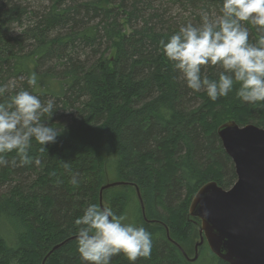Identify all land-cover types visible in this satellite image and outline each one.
<instances>
[{
	"label": "trees",
	"instance_id": "1",
	"mask_svg": "<svg viewBox=\"0 0 264 264\" xmlns=\"http://www.w3.org/2000/svg\"><path fill=\"white\" fill-rule=\"evenodd\" d=\"M170 3L0 0V86L53 100L57 108L42 122L61 131L55 143L33 141L28 164L19 166L12 152L0 167V264H41L53 245L78 233L75 220L98 206L100 186L114 180L136 184L147 219L155 221L143 218L133 186L105 189L107 206L130 213L153 245L150 258L130 262L119 254L111 264H188L169 237L185 251L195 239V217L187 214L195 191L209 180L228 188L236 178L216 134L221 113L231 106L238 124L264 126V102L243 103L235 89L212 101L186 86L160 41L187 23L198 26L204 14L217 15L222 0ZM247 26L255 43L260 34ZM217 71L202 75L216 79ZM32 73L35 87L27 83ZM209 252L211 264H228ZM45 264L86 262L72 239Z\"/></svg>",
	"mask_w": 264,
	"mask_h": 264
},
{
	"label": "clouds",
	"instance_id": "2",
	"mask_svg": "<svg viewBox=\"0 0 264 264\" xmlns=\"http://www.w3.org/2000/svg\"><path fill=\"white\" fill-rule=\"evenodd\" d=\"M247 25L260 34L255 43L250 42ZM160 44L163 54L194 92L203 90L216 101L235 89L243 103L264 102V0H222L217 15L204 14L198 26L182 25ZM208 67L218 70L216 79L202 75V69ZM27 83L36 86L35 73ZM56 108L53 100L42 103L27 90L15 91L12 83L0 86V167L9 164L6 154L12 152L19 158V166L28 164L33 141L43 146L56 142L61 131L42 122L45 116L50 120ZM12 163H17L15 158ZM72 183H79L76 176ZM126 219L107 206L88 205L75 220L81 260L86 264H111L119 254L130 262L150 258L152 234L142 226L124 223Z\"/></svg>",
	"mask_w": 264,
	"mask_h": 264
},
{
	"label": "water",
	"instance_id": "3",
	"mask_svg": "<svg viewBox=\"0 0 264 264\" xmlns=\"http://www.w3.org/2000/svg\"><path fill=\"white\" fill-rule=\"evenodd\" d=\"M216 134L233 164L236 178L228 188L209 180L193 194L187 214L198 220H194L199 237L195 250L205 242L215 256L228 264H264V127L229 120L217 126ZM119 185L133 186L143 218L153 224L155 220L147 219L139 187L134 183L105 182L99 188L98 206H105L102 192ZM76 236L53 245L41 264ZM196 256L195 252L190 259Z\"/></svg>",
	"mask_w": 264,
	"mask_h": 264
},
{
	"label": "rangeland",
	"instance_id": "4",
	"mask_svg": "<svg viewBox=\"0 0 264 264\" xmlns=\"http://www.w3.org/2000/svg\"><path fill=\"white\" fill-rule=\"evenodd\" d=\"M164 2H165L164 7L169 8L170 5H171L170 0H164ZM173 11L174 12H179V9L177 8V6L173 9ZM196 105L197 104L193 105L192 108L195 107ZM230 108H231V106H227V108H225V110H223V112L221 113L222 115L220 116L219 123L217 124V126L222 124V123H224V122H227L229 120H234L235 121V119H233V115H232V113L230 111ZM249 123L255 124L254 122H249ZM245 124H247V123H245ZM239 125H244V124H239ZM255 125H257V124H255ZM217 126H216V128H217ZM257 126L264 127L263 125H257ZM232 167H233V164H232ZM233 181H234V178L231 180V182H233ZM103 204L105 206H107V203L104 200H103ZM124 216H126V218H127L124 221V223L133 224L134 220H133V217L131 216L130 213L126 212ZM194 227H195L194 228V237H195V239L193 241H191V238H190V241H191L190 245L187 246V248L185 249L184 252L189 258H193L195 252L197 253V256H196V258L194 260L190 259L191 262L187 261V263L188 264H211V260H213L214 258L211 259L208 247L203 246L204 250H203V252L201 254H199L200 250H201V248H200L201 246L198 247L195 250V242L198 240L199 237H198V231H197L198 227L197 226H194Z\"/></svg>",
	"mask_w": 264,
	"mask_h": 264
},
{
	"label": "flooded vegetation",
	"instance_id": "5",
	"mask_svg": "<svg viewBox=\"0 0 264 264\" xmlns=\"http://www.w3.org/2000/svg\"><path fill=\"white\" fill-rule=\"evenodd\" d=\"M143 199V198H142ZM108 207V206H107ZM189 219V218H188ZM190 220H192V222L194 223V225L195 226H197V222H198V220L197 219H190ZM194 220H196L197 222H195ZM166 233H167V235H168V237H169V230L168 229H166ZM169 239L172 241V242H174V244L180 249V251L182 252V254L184 255V258L187 260V261H190L189 259V257L185 254V252H184V250L182 249V247L175 241V240H173V239H171L170 237H169ZM196 243V242H195ZM203 243H205V242H203ZM202 243V244H203ZM201 244V245H202ZM201 245H199L198 247H200ZM180 246V247H179ZM191 262V261H190Z\"/></svg>",
	"mask_w": 264,
	"mask_h": 264
},
{
	"label": "bare ground",
	"instance_id": "6",
	"mask_svg": "<svg viewBox=\"0 0 264 264\" xmlns=\"http://www.w3.org/2000/svg\"><path fill=\"white\" fill-rule=\"evenodd\" d=\"M63 79V78H62ZM54 80V79H53ZM68 80V79H67ZM51 81V80H50ZM59 81V80H58ZM61 81V80H60ZM55 83H57L56 81H54ZM68 82V81H67ZM70 82V81H69ZM51 83H52V81H51ZM59 83V82H58ZM51 90V89H50ZM49 91V90H48ZM96 98V97H95ZM109 100V99H108ZM89 101V100H88ZM100 102V101H99ZM98 102V103H99ZM143 103V102H142ZM86 104V103H85ZM88 104V103H87ZM102 104V103H101ZM91 107V106H90ZM102 107V106H101ZM101 109V108H100ZM93 110H95V109H93ZM91 116V115H90ZM75 117V116H74ZM54 123V122H53ZM73 124V123H72ZM70 125V124H69ZM95 125V124H94ZM98 128V127H97ZM99 142V141H98ZM94 145V144H93ZM105 146V145H104ZM108 146V145H107ZM96 153V152H95ZM109 153V152H108ZM106 154V153H105ZM97 157V156H96ZM110 158V157H109ZM99 160V159H98Z\"/></svg>",
	"mask_w": 264,
	"mask_h": 264
}]
</instances>
